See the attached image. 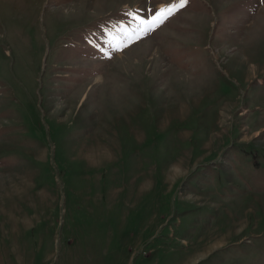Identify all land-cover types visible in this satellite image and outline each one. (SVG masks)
Listing matches in <instances>:
<instances>
[{"label":"rangeland","instance_id":"obj_1","mask_svg":"<svg viewBox=\"0 0 264 264\" xmlns=\"http://www.w3.org/2000/svg\"><path fill=\"white\" fill-rule=\"evenodd\" d=\"M172 1L0 0V264H264V0Z\"/></svg>","mask_w":264,"mask_h":264},{"label":"snow or ice","instance_id":"obj_2","mask_svg":"<svg viewBox=\"0 0 264 264\" xmlns=\"http://www.w3.org/2000/svg\"><path fill=\"white\" fill-rule=\"evenodd\" d=\"M181 3H184V0H180ZM175 8V5H170L167 7V15L166 16H161V11L162 10H157L154 14L151 13V11H149V17L148 18H152L153 15L155 17H159V20H158V24H162L169 16L171 15H174V12H173V9ZM141 19H144L143 17H141ZM152 31H154V28L149 25L147 28L144 29V33L145 34H149L151 33ZM98 50H102L100 48V46H97ZM122 50V49H121Z\"/></svg>","mask_w":264,"mask_h":264},{"label":"bare ground","instance_id":"obj_3","mask_svg":"<svg viewBox=\"0 0 264 264\" xmlns=\"http://www.w3.org/2000/svg\"><path fill=\"white\" fill-rule=\"evenodd\" d=\"M163 5L161 4V5H159V7H162Z\"/></svg>","mask_w":264,"mask_h":264}]
</instances>
